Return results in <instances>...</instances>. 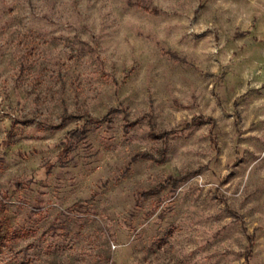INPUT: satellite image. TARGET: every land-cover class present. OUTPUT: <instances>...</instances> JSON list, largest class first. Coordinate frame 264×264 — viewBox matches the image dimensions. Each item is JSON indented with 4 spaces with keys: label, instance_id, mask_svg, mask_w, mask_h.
I'll return each instance as SVG.
<instances>
[{
    "label": "rangeland",
    "instance_id": "374dc122",
    "mask_svg": "<svg viewBox=\"0 0 264 264\" xmlns=\"http://www.w3.org/2000/svg\"><path fill=\"white\" fill-rule=\"evenodd\" d=\"M0 264H264V0H0Z\"/></svg>",
    "mask_w": 264,
    "mask_h": 264
}]
</instances>
